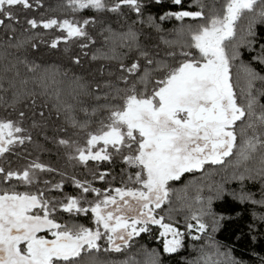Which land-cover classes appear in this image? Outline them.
Returning a JSON list of instances; mask_svg holds the SVG:
<instances>
[{
	"label": "snow or ice",
	"instance_id": "1",
	"mask_svg": "<svg viewBox=\"0 0 264 264\" xmlns=\"http://www.w3.org/2000/svg\"><path fill=\"white\" fill-rule=\"evenodd\" d=\"M171 3L0 0V264H167L188 237L183 264H246L217 236L238 206L264 241V0Z\"/></svg>",
	"mask_w": 264,
	"mask_h": 264
},
{
	"label": "trees",
	"instance_id": "2",
	"mask_svg": "<svg viewBox=\"0 0 264 264\" xmlns=\"http://www.w3.org/2000/svg\"><path fill=\"white\" fill-rule=\"evenodd\" d=\"M174 5L171 3V0H160L159 3H155L153 0V11L154 12H163ZM166 27H171L170 23H166ZM262 34H264V30H262ZM78 51V49H77ZM255 55V52H249L245 50L244 59L249 60L252 56ZM31 56L36 58L41 64L44 65H61L64 68L72 67L73 71H82L88 69L87 61H85L84 65L74 66L70 65L67 58L63 55L62 49H54L51 45H41L38 50H33L31 52ZM254 65L261 70H264L259 63L254 62ZM95 65H93L94 67ZM2 114V112H0ZM48 148H51L50 152H42L39 153L43 160H47L54 165L65 167L64 159L62 156H57L55 148L50 143L46 145ZM29 153H32V149L29 148ZM15 163H19L20 161H14ZM120 164L116 165L117 171L119 170ZM76 171L80 176H85L86 173L77 167ZM53 178H55V174H52ZM186 178H190V174L186 173L184 177L181 179L184 180ZM201 175L197 174V179H201ZM223 178V174L220 170H217L215 173L211 174L209 179L220 180ZM98 185L102 186V182H97ZM116 183H119V176H117ZM232 187H236L235 182H229ZM253 190L259 188V185H249ZM65 191L75 193V186L66 182ZM231 202V206H238L239 202L231 201V198H228ZM237 210L242 213V218H233L231 222L226 223L225 228L222 229L218 234V239L223 242L229 243L234 251V254L244 260L246 264H259V257L264 256V241L262 240H251L247 235V229L245 227L246 223L251 218L252 208L250 206H238ZM81 222L88 223V217L84 214H81ZM233 233H236L234 236ZM158 235V232L155 227H153V233H142L141 237L138 238L140 244L147 245L149 248L156 247L162 249L161 240H157L155 236ZM187 247L183 250L179 255L173 254L170 258L167 257V264H183L181 257L184 255H195V251L190 247L192 243H199V241L192 240L191 237L186 238Z\"/></svg>",
	"mask_w": 264,
	"mask_h": 264
}]
</instances>
